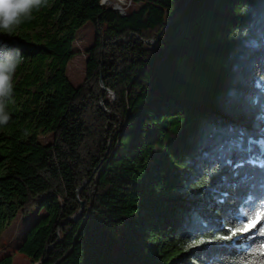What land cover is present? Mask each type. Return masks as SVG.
I'll return each mask as SVG.
<instances>
[{
	"label": "trees",
	"instance_id": "1",
	"mask_svg": "<svg viewBox=\"0 0 264 264\" xmlns=\"http://www.w3.org/2000/svg\"><path fill=\"white\" fill-rule=\"evenodd\" d=\"M132 2L119 15L49 0L0 33L24 57L0 127V233L35 209L16 247L32 264H257L264 0ZM86 22L73 87L65 66Z\"/></svg>",
	"mask_w": 264,
	"mask_h": 264
},
{
	"label": "rangeland",
	"instance_id": "2",
	"mask_svg": "<svg viewBox=\"0 0 264 264\" xmlns=\"http://www.w3.org/2000/svg\"><path fill=\"white\" fill-rule=\"evenodd\" d=\"M124 2H128V5H123L124 14L130 10H134L137 7V4H134L132 0H124ZM101 3L99 2V4ZM110 5H113L114 7L116 5V7H119V4L114 1H110V4L106 2L101 4V6L110 9L114 13H117L110 8ZM93 36L94 30L92 29L89 22L84 23L74 34L72 49L75 51V55L67 62L65 66V76L73 87H77L84 79V50L91 45ZM107 94L108 96L105 98V101L109 102L113 100V96L109 93ZM103 103L104 101H101V103L99 102V106L101 108H103ZM51 140L52 135L50 133H43L40 130L37 131V142L39 144L46 145L50 143ZM42 214H44L42 211L37 212L35 209L31 210L26 216L17 213L14 218L2 229L0 233V260L5 256H9V264H32L24 256L16 251V247L21 242L26 227L31 224L32 220Z\"/></svg>",
	"mask_w": 264,
	"mask_h": 264
},
{
	"label": "clouds",
	"instance_id": "3",
	"mask_svg": "<svg viewBox=\"0 0 264 264\" xmlns=\"http://www.w3.org/2000/svg\"><path fill=\"white\" fill-rule=\"evenodd\" d=\"M49 0H0V33L12 35L33 18V12L47 7ZM18 48L0 44V127L8 124V105L12 102L15 74L23 62Z\"/></svg>",
	"mask_w": 264,
	"mask_h": 264
},
{
	"label": "snow or ice",
	"instance_id": "4",
	"mask_svg": "<svg viewBox=\"0 0 264 264\" xmlns=\"http://www.w3.org/2000/svg\"><path fill=\"white\" fill-rule=\"evenodd\" d=\"M252 143H255V142L254 141H249V144H252ZM259 143H260V147H261V157L258 158V160H259L260 166L262 168H264V141H260ZM249 151H251V148H249ZM256 162H257L256 160H252V159H250L248 161V163H253V164L256 163ZM242 166H243L242 164H237L236 165L237 168H240ZM249 200H251V197H249ZM262 208H264V205H262ZM262 216H264V211H262L260 213H257L256 217H254L253 220L255 221L258 217H262ZM252 225H253V221H250L248 225H244L242 227V229H238L237 231H239V230H248L250 227H252ZM232 234L236 235V231H233ZM224 238L225 239H230V237H224ZM260 255L264 256V251H261ZM257 264H264V260H259L257 262Z\"/></svg>",
	"mask_w": 264,
	"mask_h": 264
},
{
	"label": "built area",
	"instance_id": "5",
	"mask_svg": "<svg viewBox=\"0 0 264 264\" xmlns=\"http://www.w3.org/2000/svg\"><path fill=\"white\" fill-rule=\"evenodd\" d=\"M110 1H114V2L119 4V7H116V5H115L116 9H115V7L113 5H110V8L113 9L115 12H117L119 15H124L123 5L124 4L128 5V2L125 3L124 0H110ZM98 2H99V0H98Z\"/></svg>",
	"mask_w": 264,
	"mask_h": 264
},
{
	"label": "bare ground",
	"instance_id": "6",
	"mask_svg": "<svg viewBox=\"0 0 264 264\" xmlns=\"http://www.w3.org/2000/svg\"><path fill=\"white\" fill-rule=\"evenodd\" d=\"M99 2H100V3H101V2H102V3H105V2H106V3H109V4H110V0H109V1H108V0H99ZM102 3H101V4H102ZM101 4H100V5H101Z\"/></svg>",
	"mask_w": 264,
	"mask_h": 264
},
{
	"label": "water",
	"instance_id": "7",
	"mask_svg": "<svg viewBox=\"0 0 264 264\" xmlns=\"http://www.w3.org/2000/svg\"><path fill=\"white\" fill-rule=\"evenodd\" d=\"M102 88V87H101ZM109 94H111L112 95V93H110V92H108ZM113 96V95H112ZM100 103H101V101H100ZM82 205V202L80 203V206ZM78 215H75L73 218H71L72 220H74V218L75 217H77Z\"/></svg>",
	"mask_w": 264,
	"mask_h": 264
}]
</instances>
